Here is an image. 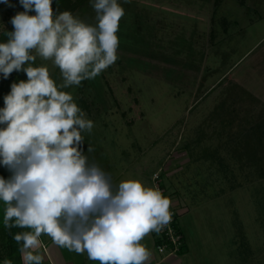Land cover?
I'll use <instances>...</instances> for the list:
<instances>
[{"label":"rangeland","instance_id":"374dc122","mask_svg":"<svg viewBox=\"0 0 264 264\" xmlns=\"http://www.w3.org/2000/svg\"><path fill=\"white\" fill-rule=\"evenodd\" d=\"M118 2L125 16L117 61L62 89L77 104L82 98L78 106L94 122L84 153L93 146L90 158L114 183L139 179L170 198L178 240L146 236L151 263L172 255L169 264H264V0ZM15 12L0 0V31ZM73 15L95 23L90 4ZM33 66L62 83L51 60L37 56ZM21 79L15 72L4 82L0 107ZM3 215L0 202V231ZM41 241L44 264H53L44 248L51 239ZM56 248L64 263L99 264ZM10 257L23 264L20 253Z\"/></svg>","mask_w":264,"mask_h":264},{"label":"clouds","instance_id":"9594fccd","mask_svg":"<svg viewBox=\"0 0 264 264\" xmlns=\"http://www.w3.org/2000/svg\"><path fill=\"white\" fill-rule=\"evenodd\" d=\"M19 3L23 11L0 42L3 78L26 75L11 83L0 107V166L10 173L0 176L3 225L26 229L13 234L23 264H44L42 235L99 264H148L152 253L142 241L171 223V200L139 179L114 183L90 158L93 146L84 153L83 133L91 134L94 122L62 90L95 79L117 61L125 10L118 0H90L93 24L54 11L53 0ZM37 56L53 62L62 83L46 66H33Z\"/></svg>","mask_w":264,"mask_h":264},{"label":"trees","instance_id":"16d2710c","mask_svg":"<svg viewBox=\"0 0 264 264\" xmlns=\"http://www.w3.org/2000/svg\"><path fill=\"white\" fill-rule=\"evenodd\" d=\"M11 3L16 7V12L14 13V15L17 12L23 11V8L20 5L19 0H11ZM88 4H90V0H53L52 6H53V10L57 11V12L70 11V12H72V14L74 12H75V14L76 13L78 14V12H80L81 10H85V8L87 7ZM34 14L35 13H33V15ZM12 30H13V26L11 23L7 28L1 30L0 31V42H6L7 36H6L5 32H10ZM14 74H15V72H13L7 79H4L3 75L0 74V89L2 88L4 82L6 80H9L10 78H12L14 76ZM81 101H82V98L78 97V105H80V104L82 105ZM157 188H159L161 191H163L161 186H157ZM174 219H175V217L173 215V220L171 222V226L173 228V231L176 228ZM2 226H4V225H2ZM3 228L4 229L0 231V261L4 257L8 258L10 256L12 257V255H15L16 259H17V256L19 254V251H18L19 245H17V243L14 241L13 234L16 232H19V231H24L25 229L13 228L11 230H8L5 227H3ZM13 246L15 248H13Z\"/></svg>","mask_w":264,"mask_h":264},{"label":"crops","instance_id":"0c3cea01","mask_svg":"<svg viewBox=\"0 0 264 264\" xmlns=\"http://www.w3.org/2000/svg\"><path fill=\"white\" fill-rule=\"evenodd\" d=\"M48 245H44V248L47 250L46 252H48L50 258H51V261L53 264H71L70 262H66L64 263V260H62V258L60 257V254L58 253V250L56 248V246L52 243V241L48 242L47 243ZM168 257L166 258H160L159 261H155V262H152L149 261L148 264H166L167 261L169 264L172 260H173V256L172 255H167ZM83 261V258L82 259H79L78 262L79 263H82ZM83 264V263H82Z\"/></svg>","mask_w":264,"mask_h":264},{"label":"built area","instance_id":"2783aa9c","mask_svg":"<svg viewBox=\"0 0 264 264\" xmlns=\"http://www.w3.org/2000/svg\"><path fill=\"white\" fill-rule=\"evenodd\" d=\"M153 177L156 178V174ZM171 213H172V219H171V222H172L173 212H171ZM161 234L165 240L169 241L172 244H175L178 240V236H176L173 232V228L171 226V223L167 227L164 228V230L161 232ZM156 247H157L158 251H160L162 249L161 245H156Z\"/></svg>","mask_w":264,"mask_h":264},{"label":"water","instance_id":"95a60500","mask_svg":"<svg viewBox=\"0 0 264 264\" xmlns=\"http://www.w3.org/2000/svg\"><path fill=\"white\" fill-rule=\"evenodd\" d=\"M33 15V13H31Z\"/></svg>","mask_w":264,"mask_h":264}]
</instances>
